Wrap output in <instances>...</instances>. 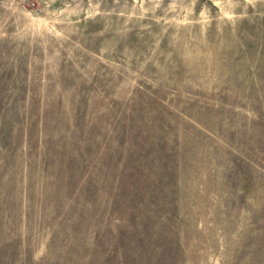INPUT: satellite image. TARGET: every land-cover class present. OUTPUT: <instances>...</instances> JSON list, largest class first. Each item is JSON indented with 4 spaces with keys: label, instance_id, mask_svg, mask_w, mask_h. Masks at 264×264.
Returning <instances> with one entry per match:
<instances>
[{
    "label": "rangeland",
    "instance_id": "374dc122",
    "mask_svg": "<svg viewBox=\"0 0 264 264\" xmlns=\"http://www.w3.org/2000/svg\"><path fill=\"white\" fill-rule=\"evenodd\" d=\"M0 264H264V0H0Z\"/></svg>",
    "mask_w": 264,
    "mask_h": 264
}]
</instances>
